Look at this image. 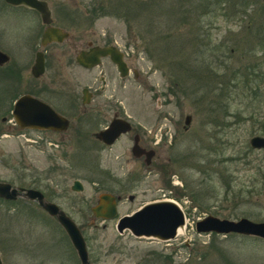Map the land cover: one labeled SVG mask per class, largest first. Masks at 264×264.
Returning <instances> with one entry per match:
<instances>
[{"label":"rangeland","instance_id":"1","mask_svg":"<svg viewBox=\"0 0 264 264\" xmlns=\"http://www.w3.org/2000/svg\"><path fill=\"white\" fill-rule=\"evenodd\" d=\"M199 1L127 3L136 11L140 8L139 17L133 10L128 17L109 10L91 20L86 14L90 11L81 10L80 17L92 22L85 21L84 36L72 32L80 39L77 47L83 48L88 40L113 42L130 67L124 78L107 80L98 100L104 104L118 100L132 130L102 148L90 133L104 121L91 120L84 127L75 122L78 130L68 127L59 133L19 130L9 121L2 105L33 82L29 68L38 46L28 49L29 43L21 42V30L31 24V16L0 1V50L10 57L6 66L17 61L27 69L18 90L3 91L0 73V115L7 119L0 122V181L37 189L63 210L83 236L89 264H264L263 239L194 231V222L206 215L264 221V148L248 144L253 135L264 137V3L212 0L214 11L204 13L197 9ZM51 51L53 61L56 53ZM77 68L58 64L59 79L66 84H53L52 89L76 95L80 108L81 86L98 88L99 71L109 74L105 60L91 74ZM50 72L47 67L34 81L46 86L53 78ZM78 108L64 112L81 113ZM160 114L166 115L158 120ZM185 116L190 117L187 125ZM153 128L166 130L171 146L144 166L141 158L131 156L129 138L137 129L149 136ZM73 180L80 182L81 191L70 189ZM101 192L120 196L110 219L94 217L89 210ZM130 195L132 200L127 199ZM163 199L182 210L183 234L159 241L132 236L127 230L117 232L118 217ZM11 254L14 264H79L54 217L20 196L10 202L0 199L3 264H9Z\"/></svg>","mask_w":264,"mask_h":264},{"label":"water","instance_id":"2","mask_svg":"<svg viewBox=\"0 0 264 264\" xmlns=\"http://www.w3.org/2000/svg\"><path fill=\"white\" fill-rule=\"evenodd\" d=\"M6 4L34 9L38 12L43 23H49V11L43 0H2ZM264 3V0H261ZM65 34L58 29H47L42 42L51 39L61 40ZM108 55L110 60L117 65L121 75L126 74V65L122 60L121 53L113 46L98 47L93 46L87 51H81L76 57V62L83 66H92L98 62L100 56ZM7 56L0 51V64L4 63ZM43 71V60L40 53H36L31 74L34 77L39 76ZM12 116L16 125L20 129H49L54 131H63L67 127V120L55 113L45 103L29 95H21L13 103ZM190 117L185 116L184 124L187 125ZM130 129L129 122L123 119L112 120L109 125L99 130L95 136L106 144H111L114 139L123 132ZM251 148H264V137L253 135L248 139ZM132 154L140 156L145 155L146 164L149 163L152 155L151 150H142L136 144L131 149ZM70 189L81 191L82 186L77 180H73ZM34 200L37 205L49 216L54 217L67 236L72 246L79 264H89L87 251L83 236L74 223L56 204L44 199L42 193L33 188H21L11 186L7 182L0 181V198L5 200H14L17 197ZM119 196L108 192H101L97 196L95 205L89 208L94 217L110 219L116 215V202ZM132 200V196H128ZM184 225V214L180 207L172 200L163 199L142 204L134 211L124 214L116 219L115 228L121 233L124 230L129 231L132 236L153 238L159 241H168L176 236L177 228ZM194 231L196 233H215L226 235L229 233L245 236H253L264 240V221H254L247 217L236 219L219 218L213 215H206L194 222ZM0 264H2L0 260Z\"/></svg>","mask_w":264,"mask_h":264},{"label":"flooded vegetation","instance_id":"3","mask_svg":"<svg viewBox=\"0 0 264 264\" xmlns=\"http://www.w3.org/2000/svg\"><path fill=\"white\" fill-rule=\"evenodd\" d=\"M0 1L4 5H6L8 8H12L14 10H20V11L25 12L31 16V20H33L31 22V24L26 25L21 30V35H20L22 37L21 42L22 43H29L28 49L30 48V46H33V45L38 46L33 51V61H32V64L30 65V68H29V74L32 77L33 82H30L31 84H28V82L24 81L25 85L28 84V88H27L28 90H26L23 93L18 94L12 101L8 102L7 106L2 105V106H4L3 108L6 109L5 113H8V115L10 116L8 119H9V121H11V123H13V125H15L19 130H35V129H20L16 125V123L13 119L12 113H11L12 108H13V103L16 100V98H18L21 95H29V96L36 98L37 100L45 103L55 113H57L58 115L62 116L63 118H65L67 120V122H68L67 127L63 131H66L68 127H72V128L76 127L77 128L78 127L77 125L76 126L72 125L75 122L79 123V127L80 126L84 127L86 125V123L90 122L91 120H93L95 122L96 121L97 122H99V121L103 122L104 121L106 123L105 125H103L97 131L90 133V136L94 140V144L97 143L98 147L102 148L103 146H110L115 141H117L121 135L127 134L128 132H130L132 130V125H131L130 121L128 120V117L127 116L123 117V111H122L121 106H119V103H118L119 101L115 100L114 102L104 104V103L100 102L101 98L99 97V96H101L102 92L105 90V87L107 86V80L111 81V80H113V78H115V80H117L118 78L122 79L128 74L130 67L127 65V62L125 61L124 52L121 49H119V47L115 43L110 42V41L102 42V44H96V43H93L90 40H88V41H86V44L83 48H78L77 45L80 42L79 41L80 39H75L72 32L76 31V34L79 37H82V36H84V33L86 32L84 29H82V27H85L84 24H86V22H88V24L90 22H92L90 20L86 21L87 18H81L80 17L81 10H83V8L84 9L87 8V10L90 11L89 12L90 14L89 13H86V14L91 15V20L99 17L97 15V14H99V11L107 13V11H109V10L110 11H118L119 13L118 12L117 13L120 16L121 15L124 16V13H125V15L128 17L129 15H132V14H130V10L134 11L135 9L131 8L133 6V4H132V6H130L127 3H129L133 0H107L106 2H105V0L104 1L99 0L100 2H98V0H94V2L92 0H90L88 2H85L84 4L77 2L79 0H43L46 3V6H47L48 11H49V17H50L49 23H43L39 17L38 12L34 9H30V8L24 7L22 5L13 6V5L6 4L2 0H0ZM120 11H124V12L120 13ZM133 15H136V14L134 13ZM50 28L58 29L61 33L65 34V36L61 40L51 39L50 41L42 42V36H43L44 32ZM93 46H98V47L113 46V47H115V49H117L121 53L122 60L125 62L126 69H127L126 74L121 75L120 71L117 68V65L110 60L108 55L100 56L98 58V62L92 66H88V65L83 66V65L78 64L76 62V57L78 56V54L81 51L89 50ZM51 50H55V53H56V57L53 59V61L50 58V54H49V52H52ZM37 52L40 53L42 56L43 71L39 76L34 77V76H32L30 71H31V67L33 65L34 58H35V55ZM5 55L7 56V59L4 63V65L0 64V73L2 74L1 78L3 77L1 79L2 80V90L7 91V89H10L13 87L17 88V90H18L19 89L18 87L21 86V84H20L21 83V76L23 77L22 73L27 70L25 67L26 64L22 63V65L19 66L18 65L19 62L14 61L13 65H12L14 67V70H13L12 66L11 67L6 66V64H8L10 62V60H9L10 57L7 55V53H5ZM104 60L106 61V71L108 72L109 75L106 77V74H104V72L102 70L99 71L98 81L100 84H99L98 88H94L88 84H84L81 86L80 97H79L80 108H78V105H77V103H78L77 99L78 98L76 97V95L71 94V92H70V94L63 92V90L56 91V90L52 89L53 84H59V85H63V86H65V84H66V83H64L63 78L59 79L60 75L58 74L59 73L58 64H60L61 68H62L63 63H67L69 66L74 64L76 67H78L77 68L78 70L85 72L86 74H91V71L95 68H99L102 65ZM47 67L50 68V70L53 74V78L52 79L49 78V80L46 82V86H42L41 84H37V82L34 80H36L37 78H40L45 73V70ZM132 74L134 77H137V75H138V73L134 69L132 70ZM49 77H52V76L49 75ZM57 79H59V81L54 82ZM92 83H94V82L92 81ZM116 85L120 86L118 82H116ZM118 86H116V88H115L117 93L119 90ZM14 90H16V89H14ZM9 94H11V93H9ZM8 99H9V96L5 97L4 102H6ZM98 99H100V100H98ZM71 102H72V106H70ZM1 108L2 107L0 106V109ZM69 108L73 109V110H76V108L81 109V113H78V114L73 113L70 116L64 112V111H66V109H69ZM84 111H86L88 113L82 114V112H84ZM162 114L157 116L158 120L165 117L164 115H166V114H164V115H162ZM5 115L6 114L0 115V122L7 120ZM116 119H123V120H126L127 122H129L130 129L126 132L120 133L114 139V141L111 144H106L104 141H102L101 139H98L95 136V134L99 130L106 128L112 120H116ZM78 128H77V130H78ZM37 130L38 131H51V132H58V133L63 132V131H54V130H49V129H37ZM143 132L144 131L142 129L141 130L137 129V130L133 131V133L131 134V138H129L131 140V145H130L129 151H130V154L133 158H141L143 161V165L149 166L151 164L152 159L156 156L157 152H160L162 148H166V149L170 148L171 140H167V131L161 130L160 128H157V129L153 128L151 130V132H150L151 134L149 136L143 135ZM134 144L139 146V148L144 150V151H146V150L152 151V155L150 157L148 164H146V162H145V155L144 154H142L140 156H136V155L132 154L131 149H132ZM115 196H119V195H115ZM43 197H44V195H43ZM119 199H120V196H119ZM2 200H5V199H2ZM5 201L10 202L11 200H9V201L5 200ZM12 255L13 254H11L10 261L7 260V262L9 264H14L12 261ZM13 258H15V257L13 256ZM33 258L34 257H31L29 259H33ZM0 260H1V255H0ZM1 262H2V260H1Z\"/></svg>","mask_w":264,"mask_h":264},{"label":"trees","instance_id":"4","mask_svg":"<svg viewBox=\"0 0 264 264\" xmlns=\"http://www.w3.org/2000/svg\"><path fill=\"white\" fill-rule=\"evenodd\" d=\"M225 0H218V2L221 4V3H223ZM229 2L230 1H232V0H228ZM213 2H215V1H212V0H200L199 1V4H198V6H197V9L198 8H200L199 10H203V12L204 13H211V12H213L214 11V7L212 8V6H213ZM142 3V2H141ZM219 4V5H220ZM238 4V2H236L235 4H231V8H233V6H234V8L236 7V5ZM233 8V9H234ZM140 10V8L136 11V10H134V12L136 13V15L139 17V13H138V11ZM118 12V11H117ZM120 12H124V11H120ZM233 12H236V10H233ZM103 12L102 11H99V14H97V15H100V14H102ZM135 15V16H136ZM124 16L125 17H127L126 15H125V13H124ZM146 25V24H145ZM150 29V28H149ZM148 28L145 30V31H148L149 30ZM149 33H150V31H149ZM195 44V43H194Z\"/></svg>","mask_w":264,"mask_h":264},{"label":"bare ground","instance_id":"5","mask_svg":"<svg viewBox=\"0 0 264 264\" xmlns=\"http://www.w3.org/2000/svg\"><path fill=\"white\" fill-rule=\"evenodd\" d=\"M184 230H185V226L184 225L179 227V228H177L176 235L183 234Z\"/></svg>","mask_w":264,"mask_h":264}]
</instances>
